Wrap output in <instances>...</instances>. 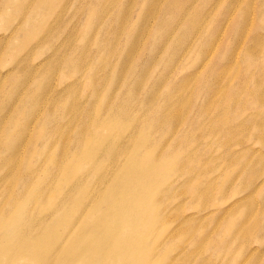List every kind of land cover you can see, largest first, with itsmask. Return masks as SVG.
I'll list each match as a JSON object with an SVG mask.
<instances>
[{
	"label": "rangeland",
	"instance_id": "obj_1",
	"mask_svg": "<svg viewBox=\"0 0 264 264\" xmlns=\"http://www.w3.org/2000/svg\"><path fill=\"white\" fill-rule=\"evenodd\" d=\"M39 1L0 0V156L7 165L0 172V185L9 184L6 174L13 166L20 167L26 181L12 188L10 198L0 199V264H264V174L250 175L260 170L253 160L264 159L262 121L254 124L262 106L248 103L239 115L232 100L229 106L234 107L226 113L215 102L222 96L210 95L221 84L237 87L245 78L251 81L243 83L245 91L264 94V0H108L104 5L105 0ZM20 43L26 48L15 53ZM248 46L262 51L248 58ZM125 53H130L128 59ZM221 68L225 75L218 73ZM213 74L219 75L218 81ZM258 78L262 82L256 88ZM96 87L101 91L94 106L97 116L71 109L74 103H93ZM147 99L162 109L159 118L164 121ZM244 99L249 101L250 95ZM110 104L126 110L114 148L131 138L142 158L156 149L150 160L169 178V190L160 194L161 219L143 236L142 224H134L129 255L105 251L103 241L111 230L92 229L107 214L106 203L95 196L114 185L109 175L122 170L126 156H100L97 162L105 170L98 176L91 165L72 181L63 174L64 166L79 164L80 148L90 140L80 130L95 118L108 121L111 111L103 107ZM230 111L238 113L230 118ZM138 119L157 125L142 126ZM237 125L244 127L234 134L228 131ZM58 132L61 136L55 138ZM54 139L58 146L68 141L66 150L58 147V157L48 148ZM162 151L170 155L158 157ZM247 158L252 161L245 163ZM68 192L72 194L66 200ZM22 203L30 241L54 234L47 251L39 245L37 256L19 248L21 234L6 242L4 226ZM244 205L253 207L252 214L245 213ZM155 208L148 203L147 215ZM254 223L247 237L246 227Z\"/></svg>",
	"mask_w": 264,
	"mask_h": 264
},
{
	"label": "bare ground",
	"instance_id": "obj_2",
	"mask_svg": "<svg viewBox=\"0 0 264 264\" xmlns=\"http://www.w3.org/2000/svg\"><path fill=\"white\" fill-rule=\"evenodd\" d=\"M52 1H54V0H52ZM107 1L108 0H105L104 3L102 2L103 3L102 5L106 4ZM37 2L38 1H35L36 4H37ZM39 2H43V0H40ZM239 2L241 3L242 0L239 1ZM252 2H254V0H252ZM9 3H10V1H9ZM111 3H113V1H111ZM111 3L109 5H113ZM250 4H251V2H250ZM53 5H55V4H53ZM102 5H100V6H102ZM35 6H37V5H35ZM37 9H38V7H37ZM109 9H111V8L105 9V11H108ZM49 10H51V9H49ZM243 10L245 11V7H244ZM105 11H104V13H105ZM104 13H101V14H104ZM106 13L108 14V12H106ZM45 14L46 15H51L52 13L47 14V12H45ZM127 14L128 13L126 12V15ZM150 14H152V13H150ZM0 16L2 18L1 12H0ZM144 17L146 18V16H142V20H143ZM260 17H262V16L260 15ZM43 18H39L40 19L39 22H42L41 19H43ZM96 18H98V17H96ZM25 20L26 19H24V21ZM38 20H36V22ZM118 20L122 21L121 20V16H120V19H118ZM44 21H46L45 18L43 19V22ZM120 21H117V22H120ZM39 22L37 24H39ZM40 25L42 26V23ZM47 25H48V23L45 24V26H44L45 29L47 28ZM44 28H43V30H45ZM115 31L117 32L118 30H115ZM120 32H117V33L119 34ZM240 32H242V31H240ZM93 34H94V32H93ZM118 34H115V35L117 36ZM188 34H186V36H188ZM29 35H30V32L28 33V37H29ZM115 39L116 38H114L113 40H115ZM132 40H134V39H132ZM136 40L137 39H135L133 42H135ZM254 40L255 41L259 40V37H255ZM24 44L25 43H20L19 45L17 44L14 47L15 50L13 49L14 52L16 53L18 50L26 48V47H24V46H26ZM134 46H135V44H134ZM259 51H262V49L255 50V47L253 49V46H251V47L248 46L246 48L245 56L247 55L248 58H251L254 55L259 54L260 53ZM127 52H131V50L130 51L128 50ZM110 53H112V51ZM126 54H130V53H125L124 55H126ZM82 56L83 55H80V59H82L81 58ZM109 57H111V56H109ZM126 57H127V55L125 56V58ZM126 59H128V58H126ZM123 64L128 65L127 62H124ZM79 65H81V64L79 63ZM83 67H87V65L85 64V66H83ZM221 69H222V71H219L218 73L219 74H223L224 73V75H225L227 70L226 69L223 70V68H221ZM147 70H148V68H147ZM118 71L120 72L121 70H118ZM94 72H96V71H94ZM141 72H143V71H141ZM144 72L146 73V71H144ZM142 75L144 76V74H141V76ZM92 76H95V75L93 74ZM213 76H215L217 81H218V76L219 75L218 74H213ZM189 79H191V78H189ZM214 79H213V81H214ZM24 80H25V78H24ZM24 80L22 79L21 81H19V83L24 82ZM142 80H144V79H142ZM219 80H221V79H219ZM139 82L140 81H138V84H139ZM250 82H251L250 79L245 78V80L240 81V84L238 83V85H240V86H237V87H234V86L228 87L224 83V84H221L222 87L221 88L219 87L220 89L219 88H213V90H212L213 92H211L210 95L212 96V93H214L215 95H218L219 98H220V96H222L221 97L222 99H219V100L215 97L216 101H215V99H214V101L218 103L217 106L219 108L221 107L224 112L233 109L234 106L232 108H230L232 105L229 106V104H231L232 100L233 101L236 100L235 102H237L239 108L238 109L235 108L234 111L238 110V112H239V110L241 111L242 107L245 108V105H247L248 103L254 105V107H255V105L257 107L261 105L262 108H260V109L263 110V112H260L259 118H258V115L256 114L257 115L256 116L257 117V121L255 119L254 124L259 126V124L256 123V122H258L260 120L262 121V122H260V124L262 123L263 126L262 127L260 126L261 127L260 131L262 132L261 135L263 137H261L259 140H261V142H263L262 139L264 138V108H263V106H264V94L263 95L262 94H255L254 95L251 90L245 91L244 88H243V83H247L248 84ZM261 82H262V79H260V78L255 80L254 81V83H256L255 87L258 84H261ZM136 85L137 84H135V87H136ZM216 85H218V84H216ZM214 86H215V83H214ZM70 90L71 89H69L67 92H69ZM94 91H95V94H96V96H95L96 100L93 101V103H92V101L89 102L87 105H83V104H85L84 102H81V103L78 102L77 104L76 103L72 104L73 100L69 99V101H72L70 103V104H72L71 109L74 110V109L80 108V110H83L82 113L84 114V112H85V115H87V116H97L98 113H96L94 106H95V104H97V100H99V98H98L99 95L98 94H100L101 91L97 87L95 88ZM134 91H132V92H134ZM173 92H174V90H173ZM136 93H138V92H136ZM225 93H228V94L225 95ZM73 94H74V92L69 93L67 95V99L70 98ZM178 94H181V93L179 92ZM247 94L250 95V100L249 101H246L244 99ZM75 96H77V94ZM109 97H110V94H109L108 98ZM128 98H130V95L128 96ZM229 99H231V101H229ZM183 100H185V99H183ZM109 101H111V100H109ZM208 102H209V100H208ZM148 103H150L152 105L149 108H151L152 110H155L154 114L158 116V119L164 121L165 117L163 119L159 118L162 109L160 108L161 111L157 110L155 105H154V102L151 99L148 100ZM184 103L188 104V102H186V101H184ZM49 104H51V103H49ZM70 104H69V107H70ZM104 104L107 105V101H106V103L104 102ZM90 105L93 106V107H88V108L90 110L93 109V111H92V113L94 112L93 115H92V113H90L87 110V106H90ZM212 105H213V103H212ZM217 106H216V108H217ZM247 106L249 107V105H247ZM250 107H251V105H250ZM103 108L104 109H109L111 111L110 112V117H109L110 119L108 121H106L105 123H102L101 120H99L98 118H95L92 122H88V124L86 126V130H84V131L80 130V133L89 134L90 135V140L86 141L85 144L80 148V158L78 159L79 164L76 165V166L75 165H66V166H64L63 167V170H64L63 174L65 175V178L68 179V181H72V180H74L73 176L76 173H78L83 167H85L86 165H91L92 166V170L95 171L96 176H98V174H100V172H103L105 170V169L102 170L101 168L103 166H100V163L97 162V159L100 156H102V157H106L107 155L108 156H116V155H119V154H122V157L126 156L122 170H120L117 173L109 175L110 180H114V185L109 190H107L105 192L98 193L95 196V199L98 200L99 202L106 203V205H107V214L98 223L92 225V229H94V230H103V229L111 230L110 236L108 237V239L103 241V243H104L103 246L105 248V251L111 250L112 255H120L122 253H124L126 255H129L132 252V247L133 246L129 243L128 235L134 233V227H133L134 224L136 222H139L140 224H142L143 230L141 232H139V233H140L141 236H143L145 234H149L151 232V229L154 226H156L159 216H160V219H161L162 216L160 215V210H161V206H162V201L160 199V194L164 190L165 191L169 190V188H170L169 185H168V182H169L168 179L169 178H165L164 177V170L161 167L156 166L154 161L150 160V158L154 155V151L156 149L150 151L146 157L142 158L141 156H139L136 144H135L134 141H132L131 138H128L126 143H124V145L120 144L121 147L119 145H117L114 148V146H115L114 144H115L116 140L118 138H120L122 133H123L124 123L122 122L121 119L124 117L126 110H124L125 109L124 106H122V107L120 106L119 107L116 104H110L109 106H107V107L104 106ZM260 109L258 110V112L260 111ZM174 110L176 111V109H174ZM177 110H180V109L177 108ZM209 110L207 109V110H204V111L208 112L207 114H210ZM69 111L72 112L71 110H69ZM120 112H124V114L122 115V114H120ZM238 112L236 111L235 113H238ZM232 113H233V115L235 114L234 112L230 111L229 112L230 118H232L231 117ZM176 114L177 115L174 114L175 117L177 116L179 118L180 115H178V113H176ZM238 114L240 115V112ZM238 114H237V116H238ZM174 119H176V118H174ZM162 121L160 123H162ZM137 122L140 125H142V126H151V127H154V128L157 125V124L155 125V124H150V123L148 124L147 122L142 121L140 119H138ZM249 125H251V124H249ZM249 125L246 126V127L249 128L250 127ZM243 127H244L243 125H237V127L233 126V127H230L228 131L232 132L234 134V132L236 130H240ZM233 128H234V130H233ZM228 131H226V132L228 133ZM53 134L55 135V138H58V136H61L60 132L53 133ZM228 134H230V133H228ZM53 141H54L53 143H52V141L49 143L50 147H48V148H51V153L53 154V156L58 157V156H60L61 152H60V154H58L57 150H59V151L64 150V149L66 150V148H68V141H67V139H65V141L62 143V146L61 145L58 146L60 144V142L58 144V142H55V139ZM60 141H61V139H60ZM225 143L226 142H224V144ZM262 145L264 146V144H262ZM58 147H60L61 150ZM0 153L2 155V149L0 150ZM169 155H170V151L169 152L162 151L158 155V157L164 158V157H168ZM12 157L13 156H10V158H11L10 160H12ZM257 159L253 160V161H254L255 164L260 165L258 167L260 170H256V172L251 173L250 174L251 177H252V175L256 176L257 173H259V175H260V173L262 175L264 174V159H262V158H257ZM145 160H147V161L145 162ZM237 161H238V159H237ZM251 161H252V159L247 158L244 162L245 163H249ZM8 162H9V160H8ZM23 163H21V165H23ZM15 164H12V165H15ZM6 166H7L6 164L2 165V156H0V172L2 171V169H5ZM252 166H254V165H252ZM13 167H15V168L14 169L13 168H9V170L13 169V171L12 170H11L12 172L8 171L10 173L6 174V179H7L9 184L7 186L6 185L5 186L4 185H0V199L1 200H2V196L5 197V198H10V194H11V191H12L13 187L18 186V184H20L21 187H23L26 184V181L21 177L22 174H20V167H19V169L16 166H13ZM231 168L229 167L230 170H231ZM253 169L254 168L250 169V171H252ZM226 172H228V169H227ZM135 173H137L136 174L137 177H135ZM44 174H48V172H46ZM105 174H106V172L103 173V175H105ZM163 185H165V187H163ZM80 190L82 191L83 189H80ZM71 194H72L71 192L66 193L65 199L66 200L70 199L69 197H70ZM263 201L261 203H263ZM150 202H153L156 205V208H155L154 212L151 215H147L146 207H147V204L150 203ZM249 206L244 205L243 209H245L244 211H245L246 214H249L251 212L252 208H253V207H249ZM0 211L2 212V203L0 205ZM262 212H263V210H262ZM250 214H252V212ZM262 214H264V212ZM24 215H25V204L22 203L15 209V211L13 213V216H12L11 220L9 221V223L6 226H4L6 242L11 241L16 235L21 234L22 235V238H21L22 245L19 248H28L30 250L31 254L37 256V255H39V250H38L39 245L40 244L43 245V251H47V249L49 248L50 244L54 241V236H53L54 234H46L38 242L30 241V234L29 233H30L31 227L24 222ZM65 220L66 219L63 218L60 221V224H64ZM110 225H112L113 228H110ZM0 226H1V229H2V223H0ZM256 226H257V224H255V223H254L253 226H250V227L247 226L246 227V231H245V235L247 237H250L253 234V232H254L253 228H255ZM260 226L262 227V229H264V223H263V226H262V223L260 224ZM258 231H259V229H258ZM89 242H91V245L93 247L96 246V242L94 240L89 241ZM0 252L2 253V248H0ZM43 254L45 256H48V254H46V253H43Z\"/></svg>",
	"mask_w": 264,
	"mask_h": 264
}]
</instances>
